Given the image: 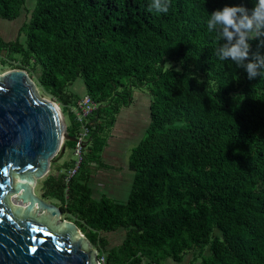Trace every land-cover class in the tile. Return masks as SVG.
<instances>
[{
  "label": "trees",
  "instance_id": "obj_1",
  "mask_svg": "<svg viewBox=\"0 0 264 264\" xmlns=\"http://www.w3.org/2000/svg\"><path fill=\"white\" fill-rule=\"evenodd\" d=\"M167 2L160 13L149 11L153 0H35L18 37L0 36V62L27 71L62 106L72 138L88 130L78 172L66 182L78 162L70 140L64 148L76 157L63 163L61 151L41 196L74 217L102 264H181L189 252L190 264H264V78L220 61L227 41L207 29L213 12L251 14L257 0ZM26 3L0 0V19L15 20ZM261 39L249 41L245 63L264 56ZM78 80L97 104L81 122L70 90ZM136 89L151 96L150 124L129 156L128 197H95L92 166L105 164ZM119 228L125 235L110 246L105 233Z\"/></svg>",
  "mask_w": 264,
  "mask_h": 264
},
{
  "label": "water",
  "instance_id": "obj_2",
  "mask_svg": "<svg viewBox=\"0 0 264 264\" xmlns=\"http://www.w3.org/2000/svg\"><path fill=\"white\" fill-rule=\"evenodd\" d=\"M38 93L25 70L0 75V264H96L82 229L35 191L65 143L80 142L57 103Z\"/></svg>",
  "mask_w": 264,
  "mask_h": 264
},
{
  "label": "rangeland",
  "instance_id": "obj_3",
  "mask_svg": "<svg viewBox=\"0 0 264 264\" xmlns=\"http://www.w3.org/2000/svg\"><path fill=\"white\" fill-rule=\"evenodd\" d=\"M34 5L35 0H27L26 9L21 12L18 18L12 21L0 19V36L3 40L10 41L15 40L18 37L19 30L30 17L31 10L33 9ZM11 70H14L11 66H9L8 64L5 65L3 62H0V75H3ZM33 80L35 81V79ZM82 84H84L83 81L78 80L74 85L76 86ZM72 88L73 87L70 88L71 91L73 90ZM38 89V96L40 99H48L57 103L54 99L48 97V95H45L39 88V86ZM142 91L147 94L146 97H143V99L141 100V94H138L137 91H135V101L133 102V104L129 105L126 108H123L121 114L118 115L117 125L114 126L112 135L109 140V145L104 151L105 154L103 153V159L109 161V169L112 170H103L100 167L97 168L95 165L92 166V181L94 189L93 194L95 197H99L100 195L105 194L110 199L115 201H125L128 197L129 187L130 184H132L134 175L133 171L128 168L129 156L130 153H132L133 149L137 147L145 137L146 130L150 124V108L148 102L149 100H151V96L149 92L145 90ZM57 105L61 107L63 111L62 106L59 103H57ZM65 118L68 123L66 115ZM62 151L64 152L61 160V162L63 163L66 160H71L72 158L76 157L75 153L73 154L74 151L68 148H63ZM110 160H112L113 162ZM43 179L39 180L35 187L36 193L40 196L41 192L39 190V183ZM47 201L54 202L55 204L59 203V201L55 198L47 199ZM62 218H66V221L68 222L74 221V217H72L68 213L63 214ZM68 218L72 221H69ZM105 234L107 235V238L109 240V245L112 246L122 241L125 235V231L123 228H119L113 232H108ZM91 245L89 246L94 252L96 249L93 247V245ZM192 258L193 252H189L188 254H186L185 260L181 264H190ZM165 264L177 263L169 260L166 261Z\"/></svg>",
  "mask_w": 264,
  "mask_h": 264
},
{
  "label": "clouds",
  "instance_id": "obj_4",
  "mask_svg": "<svg viewBox=\"0 0 264 264\" xmlns=\"http://www.w3.org/2000/svg\"><path fill=\"white\" fill-rule=\"evenodd\" d=\"M153 9L167 13V0H153L149 11ZM209 17L208 31L216 32L218 40L227 41L216 50L217 58L220 61L230 59L236 66L245 68L249 79L264 78V56L255 55L251 62L245 63L249 60V41L264 37V0H257L251 14L242 6H226ZM260 44L264 46V39Z\"/></svg>",
  "mask_w": 264,
  "mask_h": 264
},
{
  "label": "built area",
  "instance_id": "obj_5",
  "mask_svg": "<svg viewBox=\"0 0 264 264\" xmlns=\"http://www.w3.org/2000/svg\"><path fill=\"white\" fill-rule=\"evenodd\" d=\"M96 108H97V104L91 99L90 96L85 95L78 100L77 106L74 108V111L77 114L78 120L81 122L83 120L84 116L86 117L88 114H90L94 110H96ZM87 137H88V130L85 126H83L81 133H80L79 146L76 149V155L78 158L77 167L75 169L71 170L68 173L67 177H65V180L67 183L70 181L71 177H74V175L80 169V166L82 164L83 146L87 141ZM97 256H98V251H97ZM97 263L102 264L103 258L102 257L98 258Z\"/></svg>",
  "mask_w": 264,
  "mask_h": 264
},
{
  "label": "crops",
  "instance_id": "obj_6",
  "mask_svg": "<svg viewBox=\"0 0 264 264\" xmlns=\"http://www.w3.org/2000/svg\"><path fill=\"white\" fill-rule=\"evenodd\" d=\"M73 88V90L71 91L73 94H76V95H78L79 97H83V96H85L86 94H87V90H86V87H85V85L84 84H82V85H73L72 86ZM135 91H137V93L138 94H141L140 95V99L142 100L143 99V97H146V95L147 94H145L143 91H141V90H138V89H136ZM150 103H151V100H149V102H148V105H149V108H150ZM123 111V110H122ZM120 114H121V112H120ZM117 122H118V120H117ZM117 122H116V124H115V126L117 125ZM111 145V144H110ZM104 154H105V152H104ZM110 161H112V160H110ZM103 162L105 163L104 165H102L100 168L101 169H103V170H112V169H109V161L108 160H104L103 159ZM113 162V161H112ZM115 163V162H114ZM123 163V162H122ZM115 166H120V165H115ZM129 189H130V187H129Z\"/></svg>",
  "mask_w": 264,
  "mask_h": 264
},
{
  "label": "flooded vegetation",
  "instance_id": "obj_7",
  "mask_svg": "<svg viewBox=\"0 0 264 264\" xmlns=\"http://www.w3.org/2000/svg\"><path fill=\"white\" fill-rule=\"evenodd\" d=\"M42 197V196H41ZM43 198V197H42ZM43 199H45V200H47V198H43ZM60 208H62L59 204H57ZM63 209V208H62ZM63 212H64V209H63ZM64 214H65V212H64ZM63 216V215H62ZM63 220H66V218H62V221Z\"/></svg>",
  "mask_w": 264,
  "mask_h": 264
},
{
  "label": "bare ground",
  "instance_id": "obj_8",
  "mask_svg": "<svg viewBox=\"0 0 264 264\" xmlns=\"http://www.w3.org/2000/svg\"><path fill=\"white\" fill-rule=\"evenodd\" d=\"M61 108V107H60ZM61 111H62V109H61ZM62 113V112H61ZM63 114V113H62Z\"/></svg>",
  "mask_w": 264,
  "mask_h": 264
}]
</instances>
